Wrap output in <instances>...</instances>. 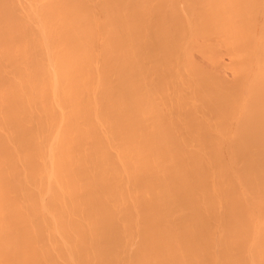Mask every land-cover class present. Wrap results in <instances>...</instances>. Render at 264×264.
<instances>
[{
    "label": "bare ground",
    "instance_id": "6f19581e",
    "mask_svg": "<svg viewBox=\"0 0 264 264\" xmlns=\"http://www.w3.org/2000/svg\"><path fill=\"white\" fill-rule=\"evenodd\" d=\"M0 264H264V0H0Z\"/></svg>",
    "mask_w": 264,
    "mask_h": 264
}]
</instances>
